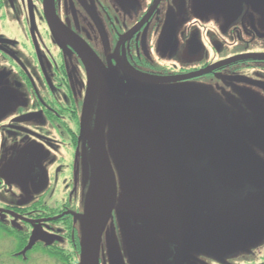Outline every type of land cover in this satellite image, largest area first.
<instances>
[{"label":"flooded vegetation","instance_id":"flooded-vegetation-1","mask_svg":"<svg viewBox=\"0 0 264 264\" xmlns=\"http://www.w3.org/2000/svg\"><path fill=\"white\" fill-rule=\"evenodd\" d=\"M44 2L0 0L1 230L25 239V245L34 230L58 235L61 240L37 241L32 250L69 245L67 253L79 264L80 219L92 176L89 141L81 134L83 105L92 131L100 90L93 62L109 71L115 106L119 100L116 112L107 113L105 131L112 112H128L127 100L130 128L137 125L132 109L139 90L155 87L177 96L182 85L196 82L203 85L194 89L207 91L226 114L219 123L256 147L264 161V46L241 20L186 11L189 0H51L57 19L51 28ZM116 182V203L96 245V264H233L230 253L208 259L197 252L192 261L190 252L187 263L175 261L176 244L167 235L138 251L119 211L117 175ZM260 230L258 243L242 247L239 264L264 263Z\"/></svg>","mask_w":264,"mask_h":264},{"label":"water","instance_id":"water-1","mask_svg":"<svg viewBox=\"0 0 264 264\" xmlns=\"http://www.w3.org/2000/svg\"><path fill=\"white\" fill-rule=\"evenodd\" d=\"M228 3L237 4L239 13L234 19L242 15L245 4L259 11L258 6H264V0H211L209 6ZM44 8L53 28L57 19L51 0H45ZM92 66L99 76L100 90L93 130L87 126V104L81 126L82 138L89 141L91 150L92 176L80 219L79 264H96V245L116 203V175L123 198L119 211L126 234L135 240L138 251L167 235L169 244H176L174 260L179 257L187 263L190 252L229 254L237 245L258 243L264 228V164L252 159L244 142L219 123L226 114L207 91L183 88L181 94L172 96V90H139L132 109L137 125L130 128L127 100L128 112H112L113 121L105 131L107 113L116 112L119 100L115 106L109 71L103 72L94 62ZM131 77L168 83L134 74ZM34 243L29 240L22 253Z\"/></svg>","mask_w":264,"mask_h":264},{"label":"rangeland","instance_id":"rangeland-1","mask_svg":"<svg viewBox=\"0 0 264 264\" xmlns=\"http://www.w3.org/2000/svg\"><path fill=\"white\" fill-rule=\"evenodd\" d=\"M210 3H211V0H189V3H188L189 6L186 8V11L188 9L189 11L201 12L203 14V16H205V17L214 16V17H217L218 19H222L226 15H228V17L234 19V17H236L237 14L239 13V10L237 9V4H235V3L234 4H232V3L222 4V5H219L218 8L214 7V6L212 7V5L209 6ZM255 5L258 6V4H255ZM258 7L261 9V11H259L258 8H256V7H252V6L249 7L246 4L243 5L242 6V15L239 18H237L238 21H235V22H240L239 20H241L244 23V26L250 31V33L254 34L256 39H258L259 43L263 44V46H264V6H261V7L258 6ZM208 20H209V18H208ZM194 85H203V84L196 83V82H188L182 86H185L186 88H192V87H194ZM187 86H190V87H187ZM204 86L207 87L208 85L205 84ZM83 108L85 109L84 105H83ZM84 109H83V112H84ZM169 121H170V119L168 121H166L167 126L170 125ZM165 128L169 129L168 127H165ZM244 145H245L246 150H247L246 153L252 159L260 160V163L263 165L264 161L262 159V153L249 142L248 143L244 142ZM89 164L91 165V161H89ZM243 236H244L243 233L240 234L239 235L240 239L243 238ZM29 240L35 241V242L41 241L42 243H52L54 241H58L61 239L58 235L48 233L46 231L40 232L38 230H34V231H32ZM6 241L7 242H3V243L5 244V247H7V249L9 250L11 248V245H8V244L11 243L13 245V243L10 242L9 240H6ZM230 247H231V244L229 245V249H230ZM187 250H189V249H186V251ZM64 251L70 252L69 245H64ZM229 253L231 254V256H229V260H231L230 262H232L233 264H239L241 258L238 255L240 253L241 254L245 253V251L242 250V247H240V245H237L236 247H233ZM195 254L196 253L191 255V256H193L192 261L196 260ZM202 256H204L205 258H208V259L210 258L209 254H202ZM29 258H30V264H52L51 261H49L44 256H42L38 251L31 253L29 255ZM77 259L79 260L78 257H77ZM13 263L16 264L15 261H13Z\"/></svg>","mask_w":264,"mask_h":264},{"label":"trees","instance_id":"trees-1","mask_svg":"<svg viewBox=\"0 0 264 264\" xmlns=\"http://www.w3.org/2000/svg\"><path fill=\"white\" fill-rule=\"evenodd\" d=\"M12 239V240H11ZM6 240H9L13 243V245L10 243L8 245H11V248L8 250L7 247H5V244L3 242H7ZM0 264H15L13 261L16 262V264H30V258L29 255L33 252H35V249H33L35 243L33 246L28 249L23 254V250L28 245V243L25 245V239H21L16 234L6 233L5 231L0 229ZM7 245V246H8ZM32 250V251H31ZM38 252L44 256L46 259L52 262V264H74L75 258L71 255H69L64 250L56 249H36Z\"/></svg>","mask_w":264,"mask_h":264}]
</instances>
